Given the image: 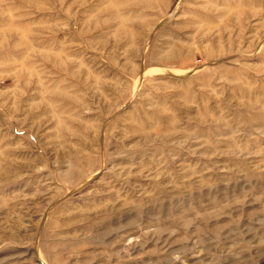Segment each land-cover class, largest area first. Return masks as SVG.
Instances as JSON below:
<instances>
[{
  "label": "rangeland",
  "instance_id": "obj_1",
  "mask_svg": "<svg viewBox=\"0 0 264 264\" xmlns=\"http://www.w3.org/2000/svg\"><path fill=\"white\" fill-rule=\"evenodd\" d=\"M0 264H264V0H0Z\"/></svg>",
  "mask_w": 264,
  "mask_h": 264
}]
</instances>
